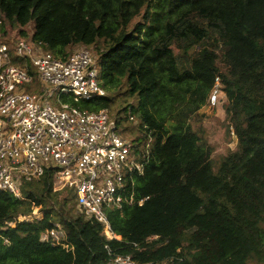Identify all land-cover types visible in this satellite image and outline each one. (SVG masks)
Masks as SVG:
<instances>
[{"label": "trees", "instance_id": "obj_1", "mask_svg": "<svg viewBox=\"0 0 264 264\" xmlns=\"http://www.w3.org/2000/svg\"><path fill=\"white\" fill-rule=\"evenodd\" d=\"M30 22V39L56 57L92 47L106 94L61 99L107 109L149 160L128 181L132 201L108 211L120 239L78 213L50 170L18 198L0 191V264H105L106 245L137 264H264V0H0L1 35L17 26L26 38ZM216 80L236 137L218 160L193 125ZM33 206L42 217L17 221ZM54 222L69 249L41 240Z\"/></svg>", "mask_w": 264, "mask_h": 264}, {"label": "built area", "instance_id": "obj_2", "mask_svg": "<svg viewBox=\"0 0 264 264\" xmlns=\"http://www.w3.org/2000/svg\"><path fill=\"white\" fill-rule=\"evenodd\" d=\"M93 57L88 46L61 59L40 42L24 38L0 41V191L18 198L20 182L37 181L50 170L55 190H74L78 213L101 223L107 239H120L111 229L108 211L132 201L133 184L129 190L128 181L134 173H143L149 155L143 156L133 147L107 109L88 111L69 102L56 109L38 93L23 88L36 75L41 92L48 86L57 87L75 101L103 96L106 92ZM218 84L216 80L210 95L212 105L217 101ZM149 143L145 145L147 153ZM35 207L17 221L39 218L34 215ZM40 238L52 246L70 248L58 222L44 229ZM105 248V264H137L131 255ZM176 260L171 257L161 264H175Z\"/></svg>", "mask_w": 264, "mask_h": 264}, {"label": "rangeland", "instance_id": "obj_3", "mask_svg": "<svg viewBox=\"0 0 264 264\" xmlns=\"http://www.w3.org/2000/svg\"><path fill=\"white\" fill-rule=\"evenodd\" d=\"M8 26V25H7ZM6 26V27H7ZM25 31L27 32V37L24 38L27 41H30V37L34 31V22L28 23L26 26L23 27ZM20 27L15 26L13 29H10L7 32V35H1L0 34V41H6L11 42L17 38H22L19 36ZM81 47V45L76 46L72 49V53L77 49ZM92 50L93 58L96 63L97 55L93 51L92 47H90ZM34 70V69H33ZM25 86V87H24ZM23 88L26 90H32V92H36L39 95L43 97V100H46L49 104H51L54 108L59 109L61 104L64 102L61 99V91L60 88L48 86V89H45L44 92H41V82L39 78L36 75H33L31 83L28 85H23ZM219 88V84H218ZM219 94V93H218ZM210 99V97H209ZM218 101L215 105H212L209 101L207 104H205L199 111L198 114L194 120V127L199 130L200 134H203L204 137L214 146V152L212 154V157L216 160L218 158L225 154L228 149H234L236 145V137L231 133H228L223 122V114L220 112V108H217L219 106ZM220 105V102H219ZM138 123L139 120L134 117V119H130L127 122L124 123V127L128 126L131 129L134 130V132L138 134ZM126 135L130 140L131 136L127 133H123ZM20 190L23 191L24 189H29V183L26 182H20L19 184ZM42 206V205H41ZM41 206H36L34 209V215H37L39 218L42 217V212L40 211ZM37 208V209H36ZM76 210L78 209L77 203H75Z\"/></svg>", "mask_w": 264, "mask_h": 264}]
</instances>
